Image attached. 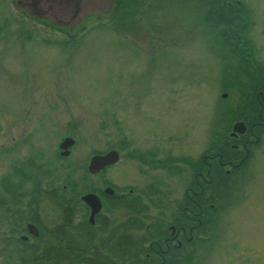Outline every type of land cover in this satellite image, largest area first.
Here are the masks:
<instances>
[{"label":"rangeland","instance_id":"374dc122","mask_svg":"<svg viewBox=\"0 0 264 264\" xmlns=\"http://www.w3.org/2000/svg\"><path fill=\"white\" fill-rule=\"evenodd\" d=\"M244 1L249 36L264 56V0ZM19 2L0 0V180L34 154L35 180L44 188L65 192L73 184L82 195L103 178L140 188L155 182L162 190L155 196L163 199H147L145 212L158 218L177 209L194 184L191 161L201 159L222 121L236 118L249 81L239 73L237 83L245 84L237 86L226 73L224 55L233 48L214 27L212 1L108 0L106 11L87 10L70 28ZM228 63L241 67L238 52ZM64 137L74 140L68 156L57 152ZM114 146L123 147L116 162L88 171L94 153ZM146 149L162 161L173 157L168 169L144 166L138 156ZM172 161L181 174L171 171L178 169ZM33 183L22 179L20 186L29 190ZM212 188L217 193L201 198L203 206L213 205L204 211L209 237L194 262L264 264V134L242 166ZM104 203V214L125 220L132 214ZM75 204L83 210L81 198ZM35 206L48 227L68 218L66 200L42 194ZM6 215L0 203V264H25L4 240Z\"/></svg>","mask_w":264,"mask_h":264},{"label":"flooded vegetation","instance_id":"af4514ba","mask_svg":"<svg viewBox=\"0 0 264 264\" xmlns=\"http://www.w3.org/2000/svg\"><path fill=\"white\" fill-rule=\"evenodd\" d=\"M211 1L213 16L217 17L214 27L223 33L229 47L233 48L226 57L224 55L226 73L237 86L242 82L245 84V81L237 83L239 73L247 76L249 81L243 89V101L234 110L236 118L222 121L221 128L212 131L209 148L203 151L201 159L199 156L197 161L188 162L195 171L194 184L185 188L179 207L170 209L168 214H158V218L156 215L150 217L149 212H145V201L149 198L157 202L163 199L155 196L162 191L155 188V182L142 188L119 186L103 180L102 174L99 175L103 178L102 183L88 187L82 195L76 192L73 184L65 192L57 187L44 188L40 179L35 180L38 177L35 170L37 155H27L23 164L18 162L19 166H14L10 174H4L0 180V203L10 219L9 233L4 240L9 247L12 246L13 254L20 261L25 264H196L194 261L199 259L201 252L198 249L207 242V225L211 224L206 223L204 211L213 206H203L202 195L217 193L212 188L214 183L224 182L228 175L238 170L264 134V56L260 42L249 36L252 23L248 19L250 8L244 0ZM237 52L242 60L240 69L239 65L235 67L234 63H228L232 54ZM240 121L245 123L236 128ZM117 149L122 151L123 147L117 146ZM57 152L61 154L60 149ZM138 159L144 162V166H154L157 162L160 168H167L168 161L172 160L162 161L153 149H146ZM170 163L169 166L178 168L171 170L175 174L183 172L177 161ZM22 179L33 180L34 187L22 189ZM107 187H110L109 191ZM41 193L52 201L66 200L68 218L61 223L56 222L52 228L48 227L49 221H42L39 206H35ZM88 193L98 195L102 203L94 217L91 205L83 198ZM25 195L29 200L28 197L24 200ZM77 198L83 201L82 211L75 204ZM106 201L114 207L129 208L127 213L132 214L126 220L120 215L104 214ZM21 202L24 203L23 208L17 209ZM24 211L28 214L25 219L20 216ZM13 221L20 223L12 224Z\"/></svg>","mask_w":264,"mask_h":264},{"label":"water","instance_id":"95a60500","mask_svg":"<svg viewBox=\"0 0 264 264\" xmlns=\"http://www.w3.org/2000/svg\"><path fill=\"white\" fill-rule=\"evenodd\" d=\"M19 3L30 13H36L41 17L54 20L56 23L67 25L77 24L85 16L87 10L106 11L108 7V0H20ZM240 124L244 123H237L235 127L237 128ZM73 143L74 140L71 137L63 140L61 147L64 149V155L70 154L69 147ZM118 158L119 152L116 149L107 153L96 154L92 156L88 170L97 173V171L116 162ZM109 189V187L106 188L107 191ZM83 198L91 205L92 217H94V213L102 207L100 198L95 193L86 194Z\"/></svg>","mask_w":264,"mask_h":264},{"label":"trees","instance_id":"16d2710c","mask_svg":"<svg viewBox=\"0 0 264 264\" xmlns=\"http://www.w3.org/2000/svg\"><path fill=\"white\" fill-rule=\"evenodd\" d=\"M230 20V19H229ZM230 22H232L231 20H230Z\"/></svg>","mask_w":264,"mask_h":264}]
</instances>
